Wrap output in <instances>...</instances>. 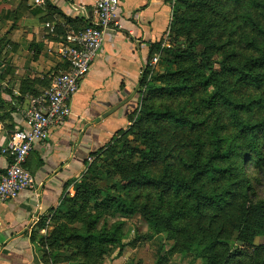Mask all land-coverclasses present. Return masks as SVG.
<instances>
[{"label": "rangeland", "instance_id": "374dc122", "mask_svg": "<svg viewBox=\"0 0 264 264\" xmlns=\"http://www.w3.org/2000/svg\"><path fill=\"white\" fill-rule=\"evenodd\" d=\"M168 4L170 25L174 27L172 30L169 27L157 43L161 50L151 56V59H157L156 63L141 73L143 83L138 82L135 86L131 110L123 127L88 156L80 176L66 186L58 204L47 215L34 221L31 235L43 264H202L196 252L186 249L187 237L168 229L166 202L175 199L167 197L162 204L155 200L152 190L148 193L153 200L142 195L140 189L122 192L125 172L118 170L115 163H133L138 161L140 153L150 152L153 162L148 163L146 169L152 177L163 179L165 175H175L181 169V159L187 162L197 149L205 158L212 152L215 142L230 139L231 144H236L237 120L258 123L263 119L264 84L259 88L243 86L233 79L231 73H224L223 88L231 106L221 100L208 106L209 91L195 77L191 65L170 63L174 55L167 51L189 55L194 36L202 35L212 45L208 67L219 73L221 62L227 55H230L229 62L247 55L248 44L257 37L260 27H264V0H170ZM179 68L189 75V81L182 83L184 89L181 92L151 93L159 87L166 88L168 84L163 80H168ZM173 76L172 80H182ZM145 106L173 111L175 117L156 122L148 116ZM245 169L248 170L244 172L249 181V194L258 201L264 200V163L260 169L250 165ZM80 183L84 185L81 186L84 191L92 188L104 193L109 188L112 195L126 202L129 194L133 210L113 212L96 208L103 193H95L84 212L67 214L59 204L63 198H73ZM229 183L236 184V188L245 184L236 176L229 181L220 180L217 186L224 187ZM87 215H100L98 227L111 234L119 227L116 243H107L103 253L93 254L90 261L88 257L78 258L81 256L78 241L69 237L83 230V218ZM162 215L163 220L159 222ZM262 243V237L255 238L256 246ZM218 251L223 254V261L220 260L219 264L225 263L235 251L240 255L227 260V264H257L252 258L253 247L238 240L230 242L229 248L222 246Z\"/></svg>", "mask_w": 264, "mask_h": 264}, {"label": "crops", "instance_id": "0c3cea01", "mask_svg": "<svg viewBox=\"0 0 264 264\" xmlns=\"http://www.w3.org/2000/svg\"><path fill=\"white\" fill-rule=\"evenodd\" d=\"M43 1L0 0V175L7 167L1 150L21 127V112L63 68L60 44L94 21L97 0ZM170 16L165 0L122 1L119 26L105 33L103 48L71 101L70 118L28 156L26 169L36 190L0 204V264H43L31 241L34 221L58 204L89 154L123 127L150 45L160 43Z\"/></svg>", "mask_w": 264, "mask_h": 264}, {"label": "trees", "instance_id": "16d2710c", "mask_svg": "<svg viewBox=\"0 0 264 264\" xmlns=\"http://www.w3.org/2000/svg\"><path fill=\"white\" fill-rule=\"evenodd\" d=\"M169 1L165 0L167 4ZM88 26L86 25L84 29ZM172 27H174L173 24L170 25V30ZM210 47L212 48V45L204 36L195 35L190 44L191 53L189 55L181 51L175 53L167 51L177 59L173 58L169 61L170 63L191 65L195 77L209 91V97L206 100L208 106H213L217 100L231 106L230 100L225 96V88H223L222 75L224 73H231L234 76L233 79L243 86L252 85L259 88L264 84V27H260L257 37L252 38L251 43L248 44L247 55L240 60L236 57L232 62H229L230 55H227L221 62L219 73L213 72L208 67V61L212 55ZM159 50H161L159 44L150 45L143 71L148 68L147 64L152 54ZM173 75L177 78L181 77L182 80H172L175 78ZM163 81L168 86L151 90V93L181 92L184 89L182 83L189 81V75L179 68L175 74L169 76L168 80ZM138 82L143 83L142 77ZM237 107L240 108V106ZM145 110L148 116L156 122L175 117L173 111L169 110H154L147 106ZM237 127L236 144H231L230 139L215 142L212 152L205 157L206 161L202 151L197 149L187 162L181 159V169L177 170L175 175H165L163 179L152 177L146 169L148 163L153 162L150 152L140 153L138 161L133 163L131 161L115 163L118 170L125 172L122 176V192L140 189L142 195L153 200L152 195L148 193L152 190L155 193V200L161 201L162 204L167 197L172 196L175 199L166 202L169 211L166 220L168 229L187 237L186 249L196 252L202 264H219L220 260L223 261V254L218 249L222 246L229 248V243L234 240L252 246L254 249L252 258L257 264H264V200L258 201L249 194L250 187L247 185L249 181L244 172V170L248 171L245 169L247 165L258 167V169L263 166L264 117L258 123L237 120ZM91 155L92 153L89 154ZM86 164L87 160L84 161V165ZM236 176L245 183L243 186L236 188V184L233 183L224 187L217 186L220 180L229 181ZM210 183L214 185H209ZM81 186L84 185L82 183L78 185L73 198L61 200L59 207L66 209L67 214L75 215L77 212L79 214L84 212L90 200L95 198V193H103L101 190L92 188L84 191ZM111 192L109 188L104 191L101 196L102 200L96 208L113 212L133 210V206L129 203V194H127L126 202L112 195ZM99 219L100 215L95 217L87 215L83 218V230L70 234V239L78 241L77 249L81 253L78 258L88 257L90 261L93 254L103 253L107 243H116L119 227L111 234L104 228L98 227ZM158 220L161 222L163 215ZM256 237H262L261 246L254 244ZM31 241L35 242L32 235ZM238 255L240 254L236 251L231 253L223 264H227V260Z\"/></svg>", "mask_w": 264, "mask_h": 264}, {"label": "built area", "instance_id": "2783aa9c", "mask_svg": "<svg viewBox=\"0 0 264 264\" xmlns=\"http://www.w3.org/2000/svg\"><path fill=\"white\" fill-rule=\"evenodd\" d=\"M122 1L97 0L92 8L94 21L82 31L70 32L60 44L58 54L63 68L51 76L47 88L29 99L21 112V127L7 137L1 150L7 167L0 175V204L16 199L22 192L36 190L35 181L26 169L28 156L34 147L47 140L50 130L62 127L70 118L71 101L101 52L105 33L119 26ZM156 61L151 59L147 67Z\"/></svg>", "mask_w": 264, "mask_h": 264}]
</instances>
